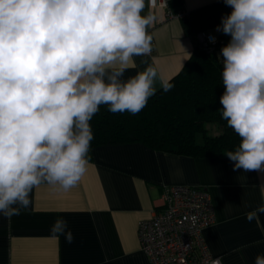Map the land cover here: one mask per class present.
I'll return each instance as SVG.
<instances>
[{
  "label": "clouds",
  "instance_id": "9594fccd",
  "mask_svg": "<svg viewBox=\"0 0 264 264\" xmlns=\"http://www.w3.org/2000/svg\"><path fill=\"white\" fill-rule=\"evenodd\" d=\"M224 3L233 11L216 28L231 37L221 48L218 111L240 138L225 155L234 171H264V0ZM154 6L155 0H0V215L27 210L41 184L65 192L77 186L90 161L89 122L101 105L137 114L158 79L163 91L174 87L151 65L122 79L134 57L152 51ZM261 214L264 202L245 218L251 223ZM51 232L74 240L63 218ZM254 264H264V254Z\"/></svg>",
  "mask_w": 264,
  "mask_h": 264
},
{
  "label": "crops",
  "instance_id": "0c3cea01",
  "mask_svg": "<svg viewBox=\"0 0 264 264\" xmlns=\"http://www.w3.org/2000/svg\"><path fill=\"white\" fill-rule=\"evenodd\" d=\"M224 0H168L173 13ZM147 2V0H146ZM149 9L146 7L144 13ZM157 21L149 28L152 51L134 57L122 79L151 65L169 80L190 56L196 40L182 19L166 9H151ZM144 60L147 63H141ZM160 87L159 79L156 83ZM86 174L65 192L46 183L30 193L31 205L20 215H0V264H151L140 249L138 222L162 203L165 188L190 184L205 188L214 222L203 231L210 254L223 264H254L264 254V214L249 223L245 213L264 202V171L233 170L227 156L193 157L154 150L140 142L90 148ZM58 218L67 221L74 240L53 238Z\"/></svg>",
  "mask_w": 264,
  "mask_h": 264
},
{
  "label": "trees",
  "instance_id": "16d2710c",
  "mask_svg": "<svg viewBox=\"0 0 264 264\" xmlns=\"http://www.w3.org/2000/svg\"><path fill=\"white\" fill-rule=\"evenodd\" d=\"M224 5L223 1L201 7L181 17L184 31L194 35L208 29L206 17ZM222 70L215 53L196 41L182 68L168 80L174 87L167 92L159 88L139 113H112L107 105L100 106L89 122L90 148L140 142L154 150L193 157L226 156L238 147L240 138L218 111L225 91ZM209 122L218 124L221 132L209 135L205 127ZM198 134H202L201 142Z\"/></svg>",
  "mask_w": 264,
  "mask_h": 264
},
{
  "label": "built area",
  "instance_id": "2783aa9c",
  "mask_svg": "<svg viewBox=\"0 0 264 264\" xmlns=\"http://www.w3.org/2000/svg\"><path fill=\"white\" fill-rule=\"evenodd\" d=\"M155 4L166 9L167 16L188 15L185 11L173 13L168 8V0H155ZM217 26L200 29L194 36L202 47L215 53L223 67L221 48L228 44L231 37L216 31ZM161 199V207L153 210L149 218L138 222L140 249L150 263L212 264L218 259L210 254L203 237L204 229L214 222L209 192L196 185H172L164 189Z\"/></svg>",
  "mask_w": 264,
  "mask_h": 264
},
{
  "label": "water",
  "instance_id": "95a60500",
  "mask_svg": "<svg viewBox=\"0 0 264 264\" xmlns=\"http://www.w3.org/2000/svg\"><path fill=\"white\" fill-rule=\"evenodd\" d=\"M233 11L231 6L224 5L221 8H218L213 13L208 15L205 19L206 25L208 28H213L221 23L222 17L230 14Z\"/></svg>",
  "mask_w": 264,
  "mask_h": 264
},
{
  "label": "rangeland",
  "instance_id": "374dc122",
  "mask_svg": "<svg viewBox=\"0 0 264 264\" xmlns=\"http://www.w3.org/2000/svg\"><path fill=\"white\" fill-rule=\"evenodd\" d=\"M205 127L209 135H215L221 132V127L214 122L205 123ZM197 141H202V134L197 135Z\"/></svg>",
  "mask_w": 264,
  "mask_h": 264
}]
</instances>
